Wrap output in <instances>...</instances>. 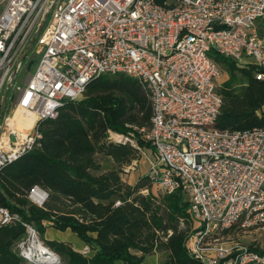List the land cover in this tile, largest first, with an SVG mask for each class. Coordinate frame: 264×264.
I'll return each instance as SVG.
<instances>
[{
  "label": "built area",
  "instance_id": "obj_1",
  "mask_svg": "<svg viewBox=\"0 0 264 264\" xmlns=\"http://www.w3.org/2000/svg\"><path fill=\"white\" fill-rule=\"evenodd\" d=\"M262 19L264 0H0V170L40 146L38 121L54 118L98 76L124 73L151 103L150 125L134 127L152 150L147 177L163 193L180 191L198 223L188 252L205 264H264V248L219 239L234 227L264 229V126L214 127L222 96L209 56L264 67ZM31 48L38 59L19 84ZM256 78L264 81V72ZM17 108L33 116L31 126L8 123ZM110 138L139 149L131 137ZM26 197L41 206L47 192L33 185ZM19 220L0 206V226ZM18 246L24 260L49 264Z\"/></svg>",
  "mask_w": 264,
  "mask_h": 264
},
{
  "label": "trees",
  "instance_id": "obj_2",
  "mask_svg": "<svg viewBox=\"0 0 264 264\" xmlns=\"http://www.w3.org/2000/svg\"><path fill=\"white\" fill-rule=\"evenodd\" d=\"M209 56L227 73L218 88L222 104L214 127L264 126V81L256 78L264 67L253 62L239 65L214 50ZM151 113L150 100L137 78L108 73L88 82L81 97L65 102L54 118L38 121L40 146L0 170V206L20 218L0 226V264L24 261L12 249L28 236L24 224L31 225L62 258L61 264H147L144 257L157 250L167 252L165 264H205L186 248L194 229L189 230V204L180 191L157 197L147 176L133 184L120 177L123 166L137 158L138 148L111 139L110 133L131 137L139 147L149 148L134 127L149 126ZM96 153L109 156L115 168L94 174L101 170ZM33 185L47 192L41 206L26 197ZM180 219L185 227L179 226ZM47 225L70 230L89 252L45 238Z\"/></svg>",
  "mask_w": 264,
  "mask_h": 264
},
{
  "label": "rangeland",
  "instance_id": "obj_3",
  "mask_svg": "<svg viewBox=\"0 0 264 264\" xmlns=\"http://www.w3.org/2000/svg\"><path fill=\"white\" fill-rule=\"evenodd\" d=\"M259 24L261 26V29H264V19H262ZM37 59H38V55L34 54L31 48L27 52L23 60L22 68L19 72V77H18L19 84H23L26 81L27 77L33 72ZM218 65L220 68V76L217 82L218 88H219L220 85L223 83V81L227 79V73L221 64H218ZM9 101H10L9 98H7L5 101V106L9 104ZM112 137L114 136L112 135ZM94 158L101 165V170L92 171L94 174L99 173L100 171L115 168V163L112 161V159L109 156L96 153L94 155ZM148 158L150 159L152 158V150L148 147L146 148L139 147V149H137V158L133 159L128 165L123 166V169L120 172L121 179L129 184L131 183L133 184L141 176H147L148 164H149ZM150 191L157 197L163 194L162 190L158 186L153 185V184L151 185ZM141 192L146 193L147 190L142 189ZM197 224L198 223L195 220H192L190 218L189 230H193ZM179 226L185 227L186 226L185 221H182L180 219ZM35 234L37 235L39 240L44 244L43 240L40 239L36 231H35ZM29 236L30 234H28L26 238L16 241L13 244L12 249L16 251L17 253H20V247L18 245H20V243H23V245L26 246L28 243ZM44 236L47 239H57V240L66 241L74 249L79 250V251L82 250V247H83L80 239L75 234H73L70 230L58 231V230L53 229L51 226L47 225ZM219 237H220L219 239L229 242V243H232L234 241V242H239V243H244V244H251V245L254 244L255 246H258L259 248H264V229L258 228V227L249 228V229H242V228L234 227L228 230L227 232L222 233ZM136 253L140 254V252H136ZM166 258H167V252L165 250H157L156 252H153L152 254L146 255L144 262L147 264H165ZM61 263H62V258L59 256L58 261L56 263H51V264H61ZM22 264H33V263L27 260H24Z\"/></svg>",
  "mask_w": 264,
  "mask_h": 264
},
{
  "label": "bare ground",
  "instance_id": "obj_4",
  "mask_svg": "<svg viewBox=\"0 0 264 264\" xmlns=\"http://www.w3.org/2000/svg\"><path fill=\"white\" fill-rule=\"evenodd\" d=\"M33 122V116L27 112L17 108L16 111L10 116L8 123L14 126L29 127ZM23 254L29 258L33 257L36 262H47L49 264L56 263L59 255L43 244L35 233L30 234L28 243L24 246Z\"/></svg>",
  "mask_w": 264,
  "mask_h": 264
},
{
  "label": "water",
  "instance_id": "obj_5",
  "mask_svg": "<svg viewBox=\"0 0 264 264\" xmlns=\"http://www.w3.org/2000/svg\"><path fill=\"white\" fill-rule=\"evenodd\" d=\"M4 101H5V95H4V97H3V99H2V103H4ZM38 263V262H37ZM47 263V262H46Z\"/></svg>",
  "mask_w": 264,
  "mask_h": 264
},
{
  "label": "crops",
  "instance_id": "obj_6",
  "mask_svg": "<svg viewBox=\"0 0 264 264\" xmlns=\"http://www.w3.org/2000/svg\"><path fill=\"white\" fill-rule=\"evenodd\" d=\"M148 159H150V158H148ZM135 181V180H134ZM132 184V183H131ZM82 246H84V244L82 243ZM144 259H145V257H144Z\"/></svg>",
  "mask_w": 264,
  "mask_h": 264
}]
</instances>
